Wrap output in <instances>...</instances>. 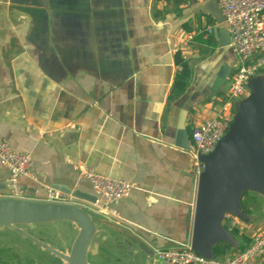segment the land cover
<instances>
[{"label": "crops", "instance_id": "crops-1", "mask_svg": "<svg viewBox=\"0 0 264 264\" xmlns=\"http://www.w3.org/2000/svg\"><path fill=\"white\" fill-rule=\"evenodd\" d=\"M214 2L0 0V139L32 157L19 179L22 199L47 201L49 187L88 208L84 172L96 171L132 184L115 219L135 239H105L98 251L153 264V237L189 245L196 178L183 140L190 144L192 126L220 110L239 61L226 25L212 31ZM177 53L189 76L173 98ZM222 67L228 75L215 86ZM6 179L0 163V197ZM251 192L260 199L248 194V211L230 230L233 245L225 242L229 250L217 258L264 232V194Z\"/></svg>", "mask_w": 264, "mask_h": 264}, {"label": "water", "instance_id": "water-1", "mask_svg": "<svg viewBox=\"0 0 264 264\" xmlns=\"http://www.w3.org/2000/svg\"><path fill=\"white\" fill-rule=\"evenodd\" d=\"M211 5L215 33L225 25V17L217 6ZM216 5V7H215ZM226 67L217 74L215 86L227 77ZM249 94L234 104V116L223 138L207 155H201L204 170L196 179L194 193L189 195L193 201V221L189 246L202 256L215 257L211 247L218 242L233 245V237L223 225L226 214L242 217L240 199L245 191L264 194V74L248 80ZM183 146L190 148L187 138ZM92 200H87L90 204ZM68 222L77 233L69 252L50 246L43 240L32 236L27 230L38 224ZM10 229L26 237L40 248L61 259L64 264H90L87 254H95L98 244L108 240H131L134 237L121 224L97 216L88 208L70 203L34 201L0 197V230ZM107 232L111 235H107ZM111 232V233H110ZM116 233V236L113 235ZM105 234V237H104ZM157 244L153 248L176 247L178 243L153 237ZM154 246V247H153Z\"/></svg>", "mask_w": 264, "mask_h": 264}, {"label": "built area", "instance_id": "built-area-1", "mask_svg": "<svg viewBox=\"0 0 264 264\" xmlns=\"http://www.w3.org/2000/svg\"><path fill=\"white\" fill-rule=\"evenodd\" d=\"M225 25L230 34V45L238 56V65L229 77L227 92L220 110L206 116L190 130V168L197 179L204 170L201 155H207L226 134L234 116V104L249 94L248 80L264 73V0H216ZM211 32V28H207ZM29 153L13 150L0 139V163L7 169V194L5 197L22 199L19 179L29 174L32 166ZM84 177L93 190V201L89 210L115 223L119 221L116 205L128 196L132 184L123 179L112 178L96 171L87 170ZM47 201L71 203L73 197L52 188H46ZM236 217L226 214L223 225L231 230L236 225ZM264 255V232L255 233L242 251L228 258L217 259L200 255L189 245L158 248L153 250L154 261L163 264H262L258 260Z\"/></svg>", "mask_w": 264, "mask_h": 264}, {"label": "rangeland", "instance_id": "rangeland-1", "mask_svg": "<svg viewBox=\"0 0 264 264\" xmlns=\"http://www.w3.org/2000/svg\"><path fill=\"white\" fill-rule=\"evenodd\" d=\"M229 81L226 82L224 93L221 96L222 100L226 95ZM248 193L252 194L251 191H248ZM251 196L260 199V196L255 194ZM27 232L41 240H48L52 246L60 248H62V245L59 238L60 236L63 237L67 253L77 233L71 224L67 222L38 224L36 228L27 230ZM101 249L96 255L87 254V260L90 264H134V261H137L135 258V260H129L130 257L126 251L109 252ZM0 264H62V262L52 253L40 248L26 237L17 234L13 230L3 229L0 230ZM153 264L163 263L155 261Z\"/></svg>", "mask_w": 264, "mask_h": 264}, {"label": "trees", "instance_id": "trees-1", "mask_svg": "<svg viewBox=\"0 0 264 264\" xmlns=\"http://www.w3.org/2000/svg\"><path fill=\"white\" fill-rule=\"evenodd\" d=\"M177 55H179V54L177 53L175 55L176 62L178 59L181 58V56L179 55L178 59H177ZM180 64H181L180 65L181 69L176 74L174 81H173V88H172V93H171L173 98L178 96L179 94H181L183 92V90L186 86L188 76H189V69H188L187 64L181 59H180ZM263 147H264V138H263ZM248 194H249L248 191L243 192L241 199H240L241 208L245 212L248 211L247 204H246ZM234 234H235V232H234ZM245 246L242 247L239 251H242L245 248ZM227 250H229V247L225 242H218L211 247V251L216 258L223 255Z\"/></svg>", "mask_w": 264, "mask_h": 264}, {"label": "flooded vegetation", "instance_id": "flooded-vegetation-1", "mask_svg": "<svg viewBox=\"0 0 264 264\" xmlns=\"http://www.w3.org/2000/svg\"><path fill=\"white\" fill-rule=\"evenodd\" d=\"M59 239H60L61 245H62V244H65V241H64V238H63V237L60 236ZM62 248H63V245H62ZM63 251L66 252L67 250H66V249H65V250L63 249ZM58 259H59V258H58ZM60 261H61V260H60ZM61 262H62V261H61Z\"/></svg>", "mask_w": 264, "mask_h": 264}]
</instances>
